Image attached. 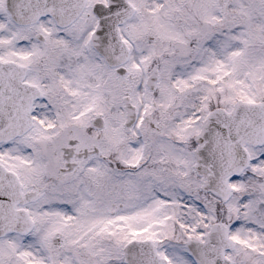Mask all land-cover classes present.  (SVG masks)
<instances>
[{
  "label": "snow or ice",
  "instance_id": "obj_1",
  "mask_svg": "<svg viewBox=\"0 0 264 264\" xmlns=\"http://www.w3.org/2000/svg\"><path fill=\"white\" fill-rule=\"evenodd\" d=\"M0 264H264V0H0Z\"/></svg>",
  "mask_w": 264,
  "mask_h": 264
}]
</instances>
